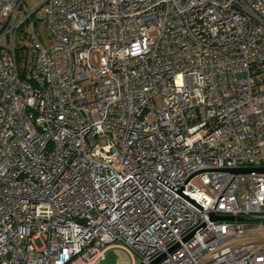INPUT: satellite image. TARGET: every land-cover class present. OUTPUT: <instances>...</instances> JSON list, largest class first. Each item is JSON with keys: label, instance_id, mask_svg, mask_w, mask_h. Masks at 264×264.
Instances as JSON below:
<instances>
[{"label": "built area", "instance_id": "built-area-1", "mask_svg": "<svg viewBox=\"0 0 264 264\" xmlns=\"http://www.w3.org/2000/svg\"><path fill=\"white\" fill-rule=\"evenodd\" d=\"M258 167L264 0H0V264H264Z\"/></svg>", "mask_w": 264, "mask_h": 264}, {"label": "rangeland", "instance_id": "rangeland-1", "mask_svg": "<svg viewBox=\"0 0 264 264\" xmlns=\"http://www.w3.org/2000/svg\"><path fill=\"white\" fill-rule=\"evenodd\" d=\"M34 6L35 4L32 3V5L29 6V9H33ZM34 26L36 28L37 34L40 36L43 42L47 43L43 21L34 20ZM17 44L19 47H25L27 52L26 63L27 68H29L32 62V50L30 48V43L24 25H22L18 31ZM195 183H197V181H195ZM35 244L37 246L40 245L38 240L35 241ZM135 262L136 264H139V259L137 256H135ZM97 264H133V262L131 256L124 250L118 247H109L105 250L104 256L98 261Z\"/></svg>", "mask_w": 264, "mask_h": 264}, {"label": "water", "instance_id": "water-1", "mask_svg": "<svg viewBox=\"0 0 264 264\" xmlns=\"http://www.w3.org/2000/svg\"><path fill=\"white\" fill-rule=\"evenodd\" d=\"M256 170L258 172L264 173V167H258V168H247V169H238L236 171H250V170ZM212 218H218L223 220H264V217H244V216H211Z\"/></svg>", "mask_w": 264, "mask_h": 264}, {"label": "trees", "instance_id": "trees-1", "mask_svg": "<svg viewBox=\"0 0 264 264\" xmlns=\"http://www.w3.org/2000/svg\"><path fill=\"white\" fill-rule=\"evenodd\" d=\"M23 47H20L18 50H19V58L20 57H24V54H25V51L22 49ZM24 68H25V65H24V63H22V65H21V73L23 74V72H24Z\"/></svg>", "mask_w": 264, "mask_h": 264}, {"label": "crops", "instance_id": "crops-1", "mask_svg": "<svg viewBox=\"0 0 264 264\" xmlns=\"http://www.w3.org/2000/svg\"><path fill=\"white\" fill-rule=\"evenodd\" d=\"M105 253V252H104ZM104 256V255H103Z\"/></svg>", "mask_w": 264, "mask_h": 264}]
</instances>
